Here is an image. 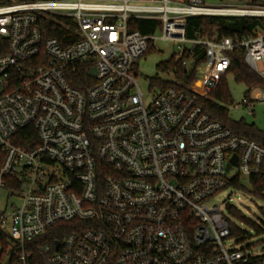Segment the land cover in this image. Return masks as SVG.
Segmentation results:
<instances>
[{"label": "built area", "instance_id": "1", "mask_svg": "<svg viewBox=\"0 0 264 264\" xmlns=\"http://www.w3.org/2000/svg\"><path fill=\"white\" fill-rule=\"evenodd\" d=\"M192 17L262 20L264 0H0V264H264L228 246L230 202L208 205L264 182V147L214 121L200 105L214 88L195 87L216 85L240 48L264 81V32L189 41ZM134 20H158L179 60L204 46V79L146 102L134 68L158 37ZM255 90L251 112L264 103ZM67 222L61 240L45 238Z\"/></svg>", "mask_w": 264, "mask_h": 264}, {"label": "trees", "instance_id": "2", "mask_svg": "<svg viewBox=\"0 0 264 264\" xmlns=\"http://www.w3.org/2000/svg\"><path fill=\"white\" fill-rule=\"evenodd\" d=\"M47 29L46 38H61L62 30L54 24L44 23ZM130 28L133 31H139L142 35L156 34L161 29L158 20H134L130 21ZM264 32V19L247 18H219V17H192L186 22V38L189 41L197 40H220L228 37L233 40H249L258 33ZM152 51V50H150ZM149 51V52H150ZM246 50L236 49L230 54L231 66L229 71L214 84V80L208 78L206 81H198L196 89L206 92L211 88L214 90L200 98V105L204 111L214 120L220 122L234 134L255 141L264 147V131L259 130L255 125H249L244 120L235 122L231 120L229 110L224 104H231V94L228 87L227 77L233 76L235 81L247 87L248 92L255 88H264V81L248 67L246 61ZM189 61V66L183 64ZM206 61V48L202 45H191L182 59L171 58L167 62L160 63L157 66L159 72H173L176 75L177 82L165 81L159 76L149 78L150 86L162 91L171 87L186 88L191 87L198 80V68ZM76 87L80 86L74 84ZM19 145H24L19 143ZM1 167V160H0ZM254 190L252 194L260 199H264V182L260 178L252 179ZM232 214L253 228L256 235L264 234V229L247 220L237 210ZM71 223H60L47 231L46 237L49 242L61 240L62 237L72 229ZM234 236L243 237V231L232 228Z\"/></svg>", "mask_w": 264, "mask_h": 264}, {"label": "rangeland", "instance_id": "3", "mask_svg": "<svg viewBox=\"0 0 264 264\" xmlns=\"http://www.w3.org/2000/svg\"><path fill=\"white\" fill-rule=\"evenodd\" d=\"M248 0H205L209 6H242ZM158 39L154 42L152 51L148 52L141 58L134 68L136 80L140 86L146 102L152 100L158 89L150 86L149 78L159 76L165 81L177 82L176 75L173 72H159L157 66L160 63L167 62L173 57H177L179 53L178 43L170 40H162L160 33H156ZM199 80L204 79V75L200 74ZM228 87L231 94V104H224L229 110L231 120L239 122L244 120L249 125H255L259 130L264 131V103H256L254 112L243 106V102L247 99L256 100L260 92L251 91L248 93L246 86L235 81L233 76L227 77ZM248 190H234L229 188L222 191L211 202L209 207L221 206L225 208V202L230 204L242 214L247 220L264 229V199L255 197L252 194L248 184H245ZM232 223L241 231L243 237H237L228 243L230 248L243 249L253 256H264V234L256 235L253 228L237 218L232 212L226 213Z\"/></svg>", "mask_w": 264, "mask_h": 264}, {"label": "water", "instance_id": "4", "mask_svg": "<svg viewBox=\"0 0 264 264\" xmlns=\"http://www.w3.org/2000/svg\"><path fill=\"white\" fill-rule=\"evenodd\" d=\"M91 74H92V75L95 74V70H93V71L91 72ZM236 161H237V157L235 156L232 162H233V163H236ZM229 168H230V166H228V170H229ZM227 207H228V208H231V204H228ZM56 245H58V243H57Z\"/></svg>", "mask_w": 264, "mask_h": 264}]
</instances>
